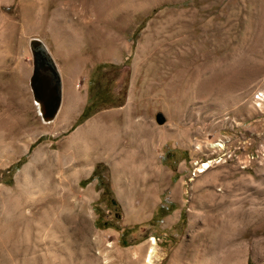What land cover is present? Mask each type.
I'll use <instances>...</instances> for the list:
<instances>
[{
  "label": "rangeland",
  "instance_id": "1",
  "mask_svg": "<svg viewBox=\"0 0 264 264\" xmlns=\"http://www.w3.org/2000/svg\"><path fill=\"white\" fill-rule=\"evenodd\" d=\"M32 37L59 73L48 120ZM151 238L154 264H264V0H0V264H143Z\"/></svg>",
  "mask_w": 264,
  "mask_h": 264
},
{
  "label": "bare ground",
  "instance_id": "2",
  "mask_svg": "<svg viewBox=\"0 0 264 264\" xmlns=\"http://www.w3.org/2000/svg\"><path fill=\"white\" fill-rule=\"evenodd\" d=\"M33 102L35 103L37 112L39 113L38 102L36 101V99H33ZM72 103L67 107V113L64 115L63 120H65L67 118V116H69L68 115L69 112H71V110L73 109L74 105ZM103 124H104L103 120H101L100 118H96V119L86 123L84 125V127L77 129L72 134V136L70 137L67 148L70 149L72 156H75V158H73L75 160V163L80 165V166L78 165V169L75 172L76 174H79L83 170V167L85 166V164L88 160L86 158L87 154L89 152L88 141L91 139V137L94 136L97 138V137H101L100 135L103 134V137H101V140L98 138V140H100V142L98 141L99 143H101V141L106 140L109 137V136L105 137V135L103 133V131H105ZM217 146H220L222 148L223 144L220 142V143H217ZM38 155H39L38 151H36L33 154V159L38 158ZM128 157H129V152H127V154L125 156V160H124L125 162L128 161V159H129ZM207 166H210V165L208 162L207 163L205 162L200 167H197V169L199 172H201L205 168H207ZM37 167L35 168V170H32L30 164L24 166L22 171L18 174V179L24 183L26 182L29 184L30 183L31 184L32 183L37 184L42 188V190H44L47 187V185L50 184V180L52 179V177H51V179L49 180V175H51V171L49 172L50 169L46 168L48 170V172L50 173V174L48 173L49 175H47V173H46L47 170L44 169L43 165L39 166L38 168ZM45 170H46V172H45ZM156 249L157 248L155 246V240H154V238H151L149 247L146 251V254L143 255V258H144L143 264H154L153 260L157 257L156 256Z\"/></svg>",
  "mask_w": 264,
  "mask_h": 264
},
{
  "label": "water",
  "instance_id": "3",
  "mask_svg": "<svg viewBox=\"0 0 264 264\" xmlns=\"http://www.w3.org/2000/svg\"><path fill=\"white\" fill-rule=\"evenodd\" d=\"M31 52V70L28 77L33 99L38 102L39 114L48 120L55 114L60 102V79L55 62L39 38L28 40Z\"/></svg>",
  "mask_w": 264,
  "mask_h": 264
},
{
  "label": "built area",
  "instance_id": "4",
  "mask_svg": "<svg viewBox=\"0 0 264 264\" xmlns=\"http://www.w3.org/2000/svg\"><path fill=\"white\" fill-rule=\"evenodd\" d=\"M254 157H256V158H258V157H260V158H262V155H253V152H249V160L250 159H253ZM255 158V159H256ZM236 160H237V162H239V165L240 166H244L245 165V162L246 161H249V160H242V159H240L239 157H236ZM254 160V159H253ZM193 172H194V167H193Z\"/></svg>",
  "mask_w": 264,
  "mask_h": 264
},
{
  "label": "trees",
  "instance_id": "5",
  "mask_svg": "<svg viewBox=\"0 0 264 264\" xmlns=\"http://www.w3.org/2000/svg\"><path fill=\"white\" fill-rule=\"evenodd\" d=\"M84 115V109L80 112L79 117H82ZM91 178V175L89 176ZM160 205L157 207V211L159 210Z\"/></svg>",
  "mask_w": 264,
  "mask_h": 264
},
{
  "label": "crops",
  "instance_id": "6",
  "mask_svg": "<svg viewBox=\"0 0 264 264\" xmlns=\"http://www.w3.org/2000/svg\"><path fill=\"white\" fill-rule=\"evenodd\" d=\"M36 38H37V37H36ZM42 43H43V42H42ZM43 44H44V43H43ZM44 45H45V44H44ZM45 47H47L48 50H50V49H49V46H45ZM47 48H46V49H47ZM50 51H51V50H50ZM48 52H49V51H48ZM70 104H71L70 102L66 103V107H68Z\"/></svg>",
  "mask_w": 264,
  "mask_h": 264
}]
</instances>
